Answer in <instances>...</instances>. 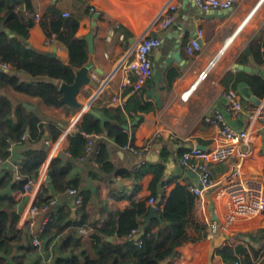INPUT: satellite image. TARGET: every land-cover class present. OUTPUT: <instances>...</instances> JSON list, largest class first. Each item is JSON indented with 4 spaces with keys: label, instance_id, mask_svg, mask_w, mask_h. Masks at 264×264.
<instances>
[{
    "label": "crops",
    "instance_id": "crops-1",
    "mask_svg": "<svg viewBox=\"0 0 264 264\" xmlns=\"http://www.w3.org/2000/svg\"><path fill=\"white\" fill-rule=\"evenodd\" d=\"M31 3L39 16H43L51 5H56L63 14H74L75 7L78 6L77 0H31ZM85 3L84 9L77 14L66 31L76 40L86 39L93 32L94 53L93 55L89 53L88 61L92 58L95 67L101 69L104 74L100 76L91 71L90 79H95L97 86L93 89L85 86L83 92L77 95V101L86 110L82 115L81 110H73L63 104L60 108L44 105V120L55 123L60 128L61 134L58 140H47L51 143L48 144L46 141L42 146L47 152L46 163L40 169L37 178L38 181H42V186L50 183L45 180L49 173L48 160H53L62 154L70 157L67 153L70 148V138L73 133H79L78 127L83 123L86 114H92L103 127L108 117L102 109L120 107L124 111L125 103L133 97L154 106V111L148 114L138 113L133 117L125 114L128 122L125 126L129 127L126 131L130 133L143 117L134 133L133 144L144 151L141 166L139 158L127 153L105 134H101L97 140L95 151L97 148L100 149L101 145L106 146L109 161L114 166L112 174H106L101 170L95 160L97 157L95 151L89 157L76 159L70 157L71 178L79 179L81 181L79 190L90 194L87 211L94 221H105L111 213L125 210L130 206L131 202L128 198L118 199L117 196L131 195L137 182L134 178L122 179L118 176L120 171L135 175L139 169L148 170L139 181L140 190L136 199L149 201L153 197L162 207V211L166 209L163 197H167L177 184L186 187L196 184L195 175L181 168L178 161L180 153L192 148L211 150L222 143L223 139L219 133L204 121L207 115L217 111L224 113L229 124L240 130H246L250 136L248 143L244 145V149L248 151L246 157L237 155L223 164L212 166L215 181L219 182L236 163L240 164L245 178L264 181V125L261 120L264 116V99H259L261 104L256 105L243 95V89L248 87L246 84H240L237 89L231 88V83L228 86L224 84L230 74L236 75L240 72L258 74L260 65L254 63L252 59L247 62L245 58V55L250 54L249 47L254 41L260 43L262 58L260 64L264 66V0H210L204 14L199 12L194 0H86ZM169 3L177 5L176 23L169 30L161 31L157 26L160 8L163 4ZM90 8H94L95 13L92 14ZM100 15H102L101 19ZM119 26L126 29L131 37L122 39V35L117 36L115 29ZM200 28L204 32L202 49L194 55H189L186 46ZM149 34L162 41V45L151 54L154 74L140 94L132 95L130 92L124 99V91L129 87L132 89L131 84L126 85L127 79H130L131 83L134 81V75L126 70L128 62L133 58L132 50L140 38ZM10 35L15 36L12 33ZM21 40L31 50L53 54V57H57L62 63L70 64V55L66 46L56 40L49 46L45 45L47 39L41 21H35L34 26L21 37ZM229 40L231 42L227 44ZM220 51L223 52V56L211 71L209 78L199 82V75ZM177 53H179V61L173 59L174 54ZM238 66L249 67L251 71L241 70ZM80 68H76L75 72ZM174 71L181 73V76L168 89L169 76ZM262 74L264 77V71ZM17 75L22 81L30 80L21 73ZM123 85L126 86L123 88ZM230 90L242 97L245 109L239 117H234L228 111L225 93ZM249 92L255 97L250 88ZM186 93L190 94L187 101L183 99ZM25 106L33 109L28 104ZM32 147L36 148L28 143L12 146L7 163L0 166V179L10 172L13 174V181H16L15 166L21 164L26 151ZM159 165L163 166V179L156 186V193H153L152 168ZM45 172L43 179L41 175ZM163 181H169L170 184H163ZM219 190L218 184L211 191L205 192L202 200L198 201L197 216L206 226L207 236L202 240L194 241L193 238L197 236L196 229L193 226L189 227L186 231L187 238H183L181 246L175 250L170 264H206L211 238L208 235V228L213 223H217L218 212L214 197ZM4 193L13 195L10 187L4 190ZM53 194L56 193L51 191L49 196ZM14 197L16 200L14 210L21 217L28 205L27 197L21 193L14 194ZM147 206L151 207L148 202ZM60 210L65 213L70 211L72 220L77 218L78 207L74 205L72 197L60 195L57 206L51 210V216L57 215ZM74 210L75 216H73ZM44 217L45 215H39L36 221L40 223ZM86 229L83 243L86 250L92 254L94 245L88 239L92 229ZM262 230H264V213L249 220L236 221L227 229L219 231L233 234L225 246L229 245L233 248L237 259L235 264H264V234L258 233ZM20 231L23 232L25 247L29 248L31 245L29 227L21 228ZM138 233L134 234L133 240ZM116 240L115 237L108 238L109 242ZM19 255L22 257L21 264H56L57 259L64 256L60 248V236L42 240L40 247L34 252L23 251ZM214 264H226L219 252L214 257Z\"/></svg>",
    "mask_w": 264,
    "mask_h": 264
},
{
    "label": "trees",
    "instance_id": "trees-1",
    "mask_svg": "<svg viewBox=\"0 0 264 264\" xmlns=\"http://www.w3.org/2000/svg\"><path fill=\"white\" fill-rule=\"evenodd\" d=\"M20 4L12 0H0V59L2 63L10 65L11 70L5 72L0 69V159L7 160L11 155V147L28 143L36 148L26 151L24 159L19 165V180L13 181V174L7 172L0 179V264H21L20 252L32 253L36 247L32 244L25 247L23 232L17 229L20 216L14 210L16 200L14 194L22 192L23 186L31 178L37 179L40 169L46 163L47 152L42 148L47 140L56 141L60 137V128L55 123L44 120V105L60 108L61 83L73 84L75 69L82 67L89 58V49L86 39L76 40L67 33V29L73 23L75 17L81 12L86 0H77L74 14L64 18L62 11L56 6H49L41 16L46 39H54L66 46L70 55V64L62 63L57 57L48 53L31 50L21 37L28 33L35 24L37 16L31 0H19ZM102 15H100V19ZM15 36H11L10 34ZM117 36L123 35L125 39L131 34L119 26L115 29ZM260 43L252 42L249 47V55H245L247 62L250 59L259 64L258 74L254 72H240L236 75H228L224 82L226 86L231 83V88L244 83L251 93L258 99H264V77L259 72L261 67ZM26 75L30 80L22 81L17 74ZM181 73L174 71L169 76L170 89L178 80ZM132 89L124 91V99L129 96ZM28 104L33 107L29 109ZM102 111L108 117V121L102 127L100 122L86 114L84 121L79 125V133H73L70 138V148L67 150L72 159L82 158L87 144L84 134L96 132L105 134L113 139L118 146L124 148L129 143L134 144V133L140 122L132 128L131 133L124 129L127 125L125 114H148L154 111V106L149 102H143L138 98H130L122 108H104ZM26 137L23 141L22 138ZM184 152L180 153V156ZM70 157L59 155L53 159L49 166L51 181L43 186L38 197V204L46 203L50 192L64 193L66 189H76L82 198V204L78 207L77 218L72 220L71 212L60 210L57 215H50V220L45 231L41 234V240L60 236V248L64 256L59 257L56 264H160L174 256L175 250L181 246L183 238H187L186 231L193 226L197 236L194 241L202 240L207 236L206 226L197 216L199 199L192 195L186 186L177 184L166 197L164 211H158L164 225L158 219H152L140 241L132 239L134 232H139L145 225L144 218L150 212L147 199L137 200L140 190L139 181L144 176L146 169H139L135 175L127 171H120L118 176L122 179L134 178L137 184L131 195H118V199L128 198L130 206L125 210L111 213L105 221L96 222L87 211L90 194L81 192V181L71 178L72 162ZM101 170L106 174H112L113 164L109 161L108 151L105 145H101L100 152L95 158ZM154 179L151 189L156 193V186L162 181L163 166L152 168ZM170 182L163 181V184ZM11 188L13 195L4 193ZM67 220V221H66ZM92 229L88 235L89 241L94 245L93 253H89L84 247V236L79 234V228ZM54 229L56 231H54ZM264 234V230L258 232ZM109 237H115V242H109ZM31 238V237H30ZM226 264H235L237 259L234 250L226 245L219 251Z\"/></svg>",
    "mask_w": 264,
    "mask_h": 264
},
{
    "label": "built area",
    "instance_id": "built-area-1",
    "mask_svg": "<svg viewBox=\"0 0 264 264\" xmlns=\"http://www.w3.org/2000/svg\"><path fill=\"white\" fill-rule=\"evenodd\" d=\"M210 0H194V3L198 7L200 13L204 14L205 7ZM160 14L157 20V26L161 31H167L173 27L176 23V10L177 5L169 3L163 4L160 8ZM91 13H95L94 8H90ZM70 14H63L64 18L69 17ZM36 21L41 20V16L37 15ZM203 20V19H202ZM203 29L200 28L196 36L192 38L187 46L186 52L189 55H194L202 49V37ZM264 34V29H263ZM112 36V35H111ZM123 39L124 36L122 35ZM54 39H47L46 46H49ZM162 45V41L152 36L151 34L145 35L139 39L132 50L133 58L128 62L126 70L128 73L134 75V81L131 83L130 79H127L126 85L132 86V95L140 94L147 82L152 78L154 74V65L151 59V54ZM223 52L220 51L214 59L209 63L208 67L199 75V82L206 81L211 71L219 63ZM0 69L8 72L12 68L10 65L2 63L0 59ZM261 71H264V66H261ZM95 80V79H94ZM123 85V88L126 86ZM186 93L183 96L184 100H188L190 94ZM225 99L228 104V111L234 117H239L245 109L242 101V97L235 91H228L225 93ZM262 123L264 125V116L262 117ZM204 121L209 126L213 127L219 135L222 137V143L211 150H202L199 148H192L189 151L184 152L179 157V164L183 170L195 175L196 184L188 185L187 188L192 195L200 200L204 197L205 192L211 191L218 184L220 190L214 197V201L217 206V223H213L208 228V235L210 237L216 236L220 230L227 229L236 221H245L253 217L264 213V181L256 178H245L239 163L233 164L229 172L219 181L216 182L213 178L212 166L223 164L233 157L239 155L240 157H246L248 151L244 149V145L248 143L249 134L246 130H240L228 123L224 113L217 111L213 114L207 115ZM87 144L84 150V156L89 157L96 148V142L101 137L96 132L84 134ZM23 141L26 137L22 138ZM48 144L51 141H47ZM12 150V149H11ZM124 150L139 158L140 166L143 162L144 151L135 147L132 143H129L124 147ZM100 149L95 151L98 155ZM8 160L0 159V166L7 163ZM95 161V160H94ZM138 164V165H139ZM16 180H19V165L15 166ZM46 172L41 175L45 178ZM42 181L31 178L23 186L21 194L27 197V208L23 212L18 222V230L25 228L30 229L31 244L38 248L41 245V234L45 231L48 222L50 220L51 210L57 206L58 197L60 195H66L74 198V205L79 207L82 204V198L78 191L73 188H68L64 193L53 194L49 200L43 205L38 204V197L42 189ZM149 205L162 211V207L156 203L155 198H150ZM39 215H45L40 223L36 221V217ZM79 234L85 236L87 229L84 227L79 228ZM137 232H134L136 234Z\"/></svg>",
    "mask_w": 264,
    "mask_h": 264
},
{
    "label": "water",
    "instance_id": "water-1",
    "mask_svg": "<svg viewBox=\"0 0 264 264\" xmlns=\"http://www.w3.org/2000/svg\"><path fill=\"white\" fill-rule=\"evenodd\" d=\"M12 1H13V3H21V1H19V0H12ZM94 17H95V19H97V15H95ZM86 41L88 43L89 53H90V55H93V53H94V34H93V32L90 33L86 37ZM134 42L135 41L133 40V44H135ZM246 53H248V51H246ZM49 55L54 56L53 54H49ZM178 57H179V53L174 54L173 59L179 61ZM238 68L241 70H245V71H251V69L249 67L238 66ZM91 71H94L95 73H97L100 76H102L104 74V72L101 69H97L95 67L94 61L91 58V59H89V61L85 65H83L80 69H78L75 72L73 84L61 83L60 88H59L60 93L62 95L60 98V102L63 105H66L70 109L81 110L82 111L81 115L86 110H84L85 107H83L77 101V95L83 92L85 86H89L92 89L97 86L96 80L90 79L89 73ZM242 92H243V95L247 99H249L251 102L255 103L256 105L261 104V101L259 99H257L256 97H253L250 94L248 87H245ZM27 107H29V106H27ZM86 109H87V107H86ZM124 129L128 130L129 127L124 126ZM199 149H202V148H199ZM51 161H52L51 159L48 160L47 167H49V164L51 163ZM15 180H16V178H15ZM45 180L47 183L51 181L50 173L47 174ZM119 185H123V183H119ZM75 212L76 211L74 210L73 216H75ZM152 219H158L160 221V224L164 225V222H163L161 216L156 211V209L151 207L148 216L146 218H144V220H143L145 225L141 228L139 233L134 238L136 242L140 241V239L143 237L145 230L149 226ZM232 235H233L232 233L219 232L217 236L211 237L209 239V247H208V252H207L206 264H214L215 255L225 246V243L231 239ZM173 257L174 256H171L170 258L166 259L165 261H163L160 264H170L173 260Z\"/></svg>",
    "mask_w": 264,
    "mask_h": 264
},
{
    "label": "bare ground",
    "instance_id": "bare-ground-1",
    "mask_svg": "<svg viewBox=\"0 0 264 264\" xmlns=\"http://www.w3.org/2000/svg\"><path fill=\"white\" fill-rule=\"evenodd\" d=\"M230 42H231V40H229L227 44H230Z\"/></svg>",
    "mask_w": 264,
    "mask_h": 264
}]
</instances>
